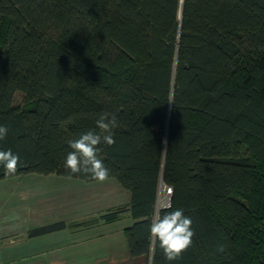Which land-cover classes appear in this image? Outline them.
I'll return each mask as SVG.
<instances>
[{"label": "trees", "instance_id": "obj_1", "mask_svg": "<svg viewBox=\"0 0 264 264\" xmlns=\"http://www.w3.org/2000/svg\"><path fill=\"white\" fill-rule=\"evenodd\" d=\"M102 113L119 124L98 147L130 193L132 256L170 264L149 233L162 185L195 232L171 264H264V0H0V150L19 155L14 175L94 181L64 161Z\"/></svg>", "mask_w": 264, "mask_h": 264}, {"label": "crops", "instance_id": "obj_2", "mask_svg": "<svg viewBox=\"0 0 264 264\" xmlns=\"http://www.w3.org/2000/svg\"><path fill=\"white\" fill-rule=\"evenodd\" d=\"M130 193L113 177L103 183L55 173L0 179V264H148L132 256L126 228ZM121 208L115 219L102 217ZM61 227L34 233L41 227Z\"/></svg>", "mask_w": 264, "mask_h": 264}, {"label": "clouds", "instance_id": "obj_3", "mask_svg": "<svg viewBox=\"0 0 264 264\" xmlns=\"http://www.w3.org/2000/svg\"><path fill=\"white\" fill-rule=\"evenodd\" d=\"M168 102L174 103V95L171 93ZM117 127L119 124L116 114L102 113L96 119L94 129L82 133L77 139L69 140L68 145L72 151L67 153L64 167L70 174H83L101 183L108 181L110 169L99 157L98 146L102 143L108 146L115 144L113 129ZM8 131L6 125L0 124V141L6 138ZM20 162L19 155L11 149L0 150V166L4 168L6 175H14ZM170 207V203L163 204L154 212L149 233L151 240L158 243L165 259L171 264L192 247L195 232L191 218L184 214L183 209L168 211ZM219 250L223 251L224 247L220 246Z\"/></svg>", "mask_w": 264, "mask_h": 264}, {"label": "rangeland", "instance_id": "obj_4", "mask_svg": "<svg viewBox=\"0 0 264 264\" xmlns=\"http://www.w3.org/2000/svg\"><path fill=\"white\" fill-rule=\"evenodd\" d=\"M15 104H21L22 103V94L17 92L14 99ZM165 194V186L160 185L159 187V205H162V200Z\"/></svg>", "mask_w": 264, "mask_h": 264}, {"label": "built area", "instance_id": "obj_5", "mask_svg": "<svg viewBox=\"0 0 264 264\" xmlns=\"http://www.w3.org/2000/svg\"><path fill=\"white\" fill-rule=\"evenodd\" d=\"M169 189H171V187L165 186V194L161 203L162 205L169 203L170 194H171V191H169Z\"/></svg>", "mask_w": 264, "mask_h": 264}, {"label": "water", "instance_id": "obj_6", "mask_svg": "<svg viewBox=\"0 0 264 264\" xmlns=\"http://www.w3.org/2000/svg\"><path fill=\"white\" fill-rule=\"evenodd\" d=\"M157 210H158V208H157Z\"/></svg>", "mask_w": 264, "mask_h": 264}]
</instances>
